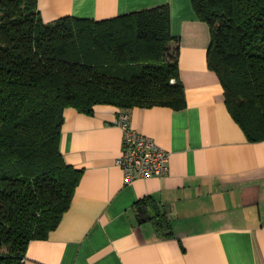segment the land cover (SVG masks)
Segmentation results:
<instances>
[{"label":"crops","instance_id":"1","mask_svg":"<svg viewBox=\"0 0 264 264\" xmlns=\"http://www.w3.org/2000/svg\"><path fill=\"white\" fill-rule=\"evenodd\" d=\"M163 5L178 39L185 107L127 112L130 126L169 154L167 175L125 184L114 163L119 110H65L60 150L81 178L57 227L28 243L23 264H264V140L249 142L229 115L207 68L209 27L191 0H37L45 23L101 21ZM153 207L158 213L142 220L140 212Z\"/></svg>","mask_w":264,"mask_h":264},{"label":"trees","instance_id":"2","mask_svg":"<svg viewBox=\"0 0 264 264\" xmlns=\"http://www.w3.org/2000/svg\"><path fill=\"white\" fill-rule=\"evenodd\" d=\"M191 5L209 27L207 68L229 115L249 142L263 141L264 0ZM177 52L166 5L45 23L37 0H0V264H23L28 243L69 208L82 169L60 150L65 110L183 109Z\"/></svg>","mask_w":264,"mask_h":264},{"label":"built area","instance_id":"3","mask_svg":"<svg viewBox=\"0 0 264 264\" xmlns=\"http://www.w3.org/2000/svg\"><path fill=\"white\" fill-rule=\"evenodd\" d=\"M113 124L122 132L121 154L114 163L122 170L125 184L138 178H163L168 173L169 154L149 137L135 131L129 113L120 112Z\"/></svg>","mask_w":264,"mask_h":264},{"label":"water","instance_id":"4","mask_svg":"<svg viewBox=\"0 0 264 264\" xmlns=\"http://www.w3.org/2000/svg\"><path fill=\"white\" fill-rule=\"evenodd\" d=\"M153 210H154V213H152V210H149V211H148V212H150V213L140 212V218H141L142 220H144L145 218H148V219L153 218V217H154L153 214H157V213H158L157 210H156V207H153Z\"/></svg>","mask_w":264,"mask_h":264}]
</instances>
